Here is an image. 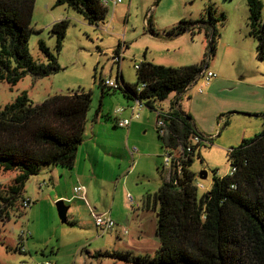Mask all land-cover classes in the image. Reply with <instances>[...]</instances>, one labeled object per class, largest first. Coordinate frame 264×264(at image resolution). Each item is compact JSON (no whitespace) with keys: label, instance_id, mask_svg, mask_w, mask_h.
<instances>
[{"label":"rangeland","instance_id":"obj_1","mask_svg":"<svg viewBox=\"0 0 264 264\" xmlns=\"http://www.w3.org/2000/svg\"><path fill=\"white\" fill-rule=\"evenodd\" d=\"M56 1L35 0L27 48L32 59L44 62L38 45L44 41L60 69L39 79L27 74L15 84L0 81V108L23 91L37 103L49 95L82 89L91 91L92 101L73 167L42 166L26 180L8 218L0 219V264H136L138 255H152L159 246L157 212L152 199L150 207H145L142 198L147 193L153 196L164 182L166 148L156 129V111H170L177 94L171 92L156 102L155 110L138 106L139 118L129 127H117L114 110L122 107L123 116H129L128 102L118 91L104 92L102 97L100 79L116 80L119 71L125 82L134 83L135 65L142 60L167 67L207 63L204 70L220 80L208 86L212 78L199 76L179 94L178 103L205 139L192 153L188 168L201 195L214 176L231 169L230 149L263 129L264 63L256 55L257 39L249 34L248 3L121 0L113 4L109 0L105 19L89 24L82 14L65 4L55 5ZM256 1L262 4L263 18L264 0ZM64 18L69 21L56 52L54 35L48 30L52 22ZM201 18H211L216 31L213 53H209L210 36L204 26L195 25L178 36L166 34L180 19ZM203 169L206 177L199 178ZM14 174L0 169V189L11 183ZM76 184L88 190L84 199L73 191ZM127 193L139 207L129 204ZM27 197L32 204L23 207L21 198ZM59 200L68 208L66 222L57 214ZM91 208L97 215L111 217L114 227L100 231ZM21 231L29 232L24 241Z\"/></svg>","mask_w":264,"mask_h":264},{"label":"trees","instance_id":"obj_2","mask_svg":"<svg viewBox=\"0 0 264 264\" xmlns=\"http://www.w3.org/2000/svg\"><path fill=\"white\" fill-rule=\"evenodd\" d=\"M34 2L0 0V81L15 84L27 74L39 79L60 69L44 41L38 42L44 62L32 59L28 53ZM247 3L249 34L257 39L256 55L264 63L262 4L256 0ZM62 4L82 14L89 24H97L107 14L101 0H57L55 5ZM210 10L211 7L206 11L210 14ZM68 21H54L49 27L56 52L61 48ZM195 25L209 31L208 48L213 53L216 31L211 18L180 19L166 34L182 35ZM138 65L134 83L125 82L119 71L118 86L114 88L105 87L100 79L102 97L104 92L118 91L128 104L139 100L155 110L154 104L171 92L178 96L186 91L207 63L167 67L142 60ZM178 97L170 107V117L165 119L168 133L161 136L162 143L166 150L178 152L191 144L192 151L179 163L175 160L168 170L162 165L167 180L153 196L143 195V205L150 207L152 199V208L157 212L155 233L159 246L152 255H138L136 264H264V122L259 133L230 149L227 157L235 168L232 173L214 176L208 190L198 195L196 176L188 168L200 143H191L190 136L197 134L205 139L195 129L190 113L177 105ZM91 101V91L82 89L49 95L37 103L23 91L0 108V169L15 172L11 183L0 189L1 220L8 218V210L22 194L26 180L42 166L73 167Z\"/></svg>","mask_w":264,"mask_h":264},{"label":"built area","instance_id":"obj_3","mask_svg":"<svg viewBox=\"0 0 264 264\" xmlns=\"http://www.w3.org/2000/svg\"><path fill=\"white\" fill-rule=\"evenodd\" d=\"M104 6H108L109 4V0H101ZM121 0H112L111 2L113 4H117L118 2H120ZM139 65H135V68H137ZM203 77H205L206 80H210L211 78H215V74L211 71V70H204L203 73L201 74ZM103 85L105 87H110V88H114L116 86H118L116 80H112L110 78L108 79H104L103 80ZM142 107L143 105L141 104V102L139 100L134 101L133 103H129L128 107L130 109V115L129 116H120L124 110V108L122 107H118L115 108L114 113L116 115L115 118V124L117 125V127H129L130 122L133 119H137L140 116V113L137 111V107ZM156 115H158L157 119H155L156 121V129L158 134H160V136H165L168 133V128L166 126V122L165 119H167L168 117H170V111L168 112H164L163 111H157ZM190 140L191 143L194 144H198V143H202V138L197 135V134H193L192 136H190ZM136 149L134 148L133 150H131L130 152L133 153ZM192 151V146L191 144H187L185 148H181L179 150V152L174 153L173 150L171 149H167L163 152L162 154V165L163 168L168 170L169 167L172 166L173 162L175 160H177V162L179 163V159H184L185 158V154L188 152ZM234 167H231V169H229L228 173H232V171L234 170ZM178 171H179V167H178ZM42 184H44V182L40 183L39 185L41 186ZM196 187H198V185L196 184ZM74 192L78 195L81 196L82 199H84V195H85V190L82 187V185H77L74 187ZM133 197L131 195H129V193H127V201L129 202L130 205H135L136 207H138V203H135L132 199ZM32 204V199L30 198H24L22 200V206L23 207H29ZM91 212L94 216V220H95V224L96 227L100 230V231H105L107 229H111L114 227V221L111 217L109 216H104V215H97L94 213V211L91 208ZM29 235V232L26 231H21L20 232V236L22 237V240H25ZM45 264H50L48 261H46Z\"/></svg>","mask_w":264,"mask_h":264},{"label":"water","instance_id":"obj_4","mask_svg":"<svg viewBox=\"0 0 264 264\" xmlns=\"http://www.w3.org/2000/svg\"><path fill=\"white\" fill-rule=\"evenodd\" d=\"M198 177L199 178H205L206 177V170H201L199 173H198ZM56 205H57V209H58V216L60 218V220L62 222H66V212H67V206H65V204L63 203L62 200H59L56 202Z\"/></svg>","mask_w":264,"mask_h":264},{"label":"crops","instance_id":"obj_5","mask_svg":"<svg viewBox=\"0 0 264 264\" xmlns=\"http://www.w3.org/2000/svg\"><path fill=\"white\" fill-rule=\"evenodd\" d=\"M214 79H215V78H214ZM219 80H220V79H219ZM219 80H218V78L215 79V80L211 79V82L208 84V86H214ZM178 96H179V97H178ZM178 96H176V97H178V98H177V99H178V100H177V103H179V100H180V95H178ZM179 104H180V103H179ZM177 105H178V104H177ZM178 106H179V108H180V105H178ZM117 108H118V107H117ZM180 109H181V108H180ZM123 112H125V111H123ZM123 112H122V115H121L122 117H123ZM263 113H264V110H263ZM125 116H127V115H125ZM97 117H98V112L95 113V117H94V118L97 119ZM131 122H132V121H131ZM131 122H130V124H131ZM115 125H116V124H115ZM129 126H130V125H129ZM76 157H77V151H76ZM61 173H62V171H61ZM163 180H167L166 175H165V179H163ZM44 184H45V183H44ZM44 184H42L41 187H42ZM39 186H40V185H39ZM75 186H77V184L73 186V191H74V187H75ZM157 187H158V185H157ZM84 190H85V195H87L88 190L85 189V188H84ZM27 198H28V197H27ZM30 199H31V198H30ZM137 203H138V202H137ZM138 205L140 206L139 203H138ZM139 206H138V207H139ZM23 241H24V240H23ZM22 247H23V246H22ZM22 247H21V250H22Z\"/></svg>","mask_w":264,"mask_h":264}]
</instances>
